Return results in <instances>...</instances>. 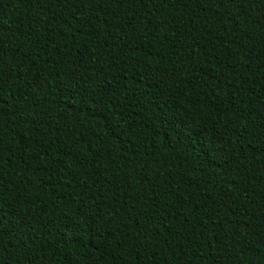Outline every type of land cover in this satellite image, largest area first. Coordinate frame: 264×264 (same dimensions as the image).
<instances>
[{"label": "trees", "instance_id": "trees-1", "mask_svg": "<svg viewBox=\"0 0 264 264\" xmlns=\"http://www.w3.org/2000/svg\"><path fill=\"white\" fill-rule=\"evenodd\" d=\"M0 264H264V0H0Z\"/></svg>", "mask_w": 264, "mask_h": 264}]
</instances>
